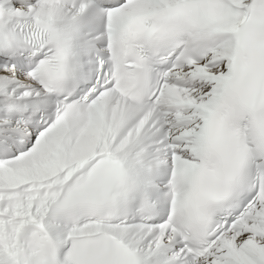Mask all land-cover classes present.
Segmentation results:
<instances>
[{
	"label": "snow or ice",
	"instance_id": "obj_1",
	"mask_svg": "<svg viewBox=\"0 0 264 264\" xmlns=\"http://www.w3.org/2000/svg\"><path fill=\"white\" fill-rule=\"evenodd\" d=\"M0 264H264V0H0Z\"/></svg>",
	"mask_w": 264,
	"mask_h": 264
}]
</instances>
